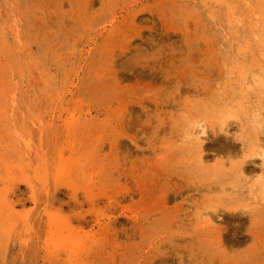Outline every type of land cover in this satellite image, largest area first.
I'll return each instance as SVG.
<instances>
[{"label": "rangeland", "instance_id": "obj_1", "mask_svg": "<svg viewBox=\"0 0 264 264\" xmlns=\"http://www.w3.org/2000/svg\"><path fill=\"white\" fill-rule=\"evenodd\" d=\"M0 264H264V0H0Z\"/></svg>", "mask_w": 264, "mask_h": 264}]
</instances>
